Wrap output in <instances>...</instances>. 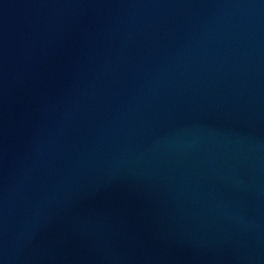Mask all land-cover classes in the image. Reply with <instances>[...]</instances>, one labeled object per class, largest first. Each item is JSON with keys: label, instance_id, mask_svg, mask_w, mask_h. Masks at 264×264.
Wrapping results in <instances>:
<instances>
[{"label": "water", "instance_id": "95a60500", "mask_svg": "<svg viewBox=\"0 0 264 264\" xmlns=\"http://www.w3.org/2000/svg\"><path fill=\"white\" fill-rule=\"evenodd\" d=\"M0 264H264V0H0Z\"/></svg>", "mask_w": 264, "mask_h": 264}]
</instances>
